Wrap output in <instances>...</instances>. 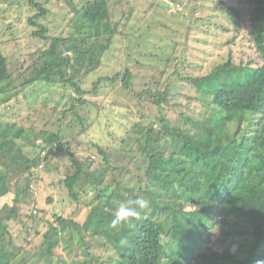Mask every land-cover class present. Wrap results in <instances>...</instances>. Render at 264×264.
<instances>
[{"label":"trees","instance_id":"trees-1","mask_svg":"<svg viewBox=\"0 0 264 264\" xmlns=\"http://www.w3.org/2000/svg\"><path fill=\"white\" fill-rule=\"evenodd\" d=\"M247 3L250 12L245 17L249 18L258 64L254 65L252 58L237 62L231 53L205 74L185 76L195 87L201 109L193 114L195 119L185 115V123L180 125L162 114L169 93L151 88L137 92L129 69L100 76L87 90L71 76L76 68L73 55L84 52L101 56L120 33L119 24L113 22L110 0H91L83 5L79 14L88 26L83 33L78 30L53 38L45 33L46 29L32 33L51 39V44L31 54L34 61L22 70L28 72V77L21 89L36 82L71 84L76 93L64 108L63 117L79 103L87 102L80 95L96 94L104 81L119 83L123 91L156 104L160 117L152 119L143 114L142 123L147 120L150 129L124 138L123 148L95 146L99 163L91 155L88 158L102 172L101 183L95 185L97 204L82 224L57 215L56 223L51 222L43 234L40 249L25 246L32 242L29 235L36 227L24 224L26 236L18 237L22 244L11 232L12 221H22L26 215L36 224L39 218L34 210L25 211L31 204V175L20 171L26 173L44 165L49 169V154L43 153L50 148L56 153L66 151L71 162L76 157L61 131L35 132L16 124L10 126L9 133L0 136V200L11 197V212L0 210V264H60L64 258L57 259L56 247L60 235L66 233L78 235L77 251L87 255L85 262L76 264H101L98 255L91 252L95 246L113 248L116 264H256L264 260V0ZM35 5L42 15L46 13L42 5ZM228 10L232 19H244L233 7ZM206 23L208 26L210 21L202 22ZM2 41L0 31V83H14ZM8 88L0 89L5 97L2 102L20 92ZM114 157L123 162L114 163ZM109 171L113 172L112 181L107 177ZM82 173L83 167L78 164L77 172L67 174L63 182L75 201L80 200L76 186ZM137 199L147 202L144 208L136 207L139 218L110 227L120 206H131ZM122 239L127 243L121 244Z\"/></svg>","mask_w":264,"mask_h":264},{"label":"rangeland","instance_id":"rangeland-1","mask_svg":"<svg viewBox=\"0 0 264 264\" xmlns=\"http://www.w3.org/2000/svg\"><path fill=\"white\" fill-rule=\"evenodd\" d=\"M88 1L91 0H0L2 50L9 57L15 78L14 83H0V89L10 87L20 91L6 102H2L5 97L0 94V136L9 133L10 126L15 124L35 132L61 131L76 157L71 162L66 151L56 153L50 148L43 153L46 156L49 154L46 160L49 169L44 165L26 173L20 171L31 175V204L25 211L34 210L39 218L35 224L31 217L24 215L22 221L11 222V232L14 239L21 243L18 237L23 239L26 236L24 224L36 227L29 235L32 242L25 244L29 249L41 248L43 234L51 222L56 223L57 215L62 214L82 224L91 207L97 204L99 198L95 185L101 183L102 172L88 158L91 155L93 160L99 161L95 146H110L114 150L123 148L126 146L122 142L124 138L150 129L147 120L142 123L143 114L152 119L160 117L156 104L123 91L119 83L104 81L96 94L80 95L87 102L79 103L65 117L63 110L72 103L76 93L71 84L36 82L21 89L28 77V72L22 70L34 61L31 54L51 44V39L38 38L32 33L46 29L45 33L51 38L66 37L78 30L83 33L88 26L79 12ZM247 1L110 0L113 22L119 24L120 33L114 36L110 47L101 56L84 52L73 55L76 68L71 71V76L82 89L87 90L100 76H112L129 69L134 74L133 84L137 92L150 88L167 91L168 105L164 104L162 114L171 116L178 125L184 124L185 115L195 119L193 114L201 109L195 99V87L184 79L185 76L203 75L211 70L214 63L226 59L231 53L237 62L241 59L248 62L252 58L254 65L258 64V53L251 44L249 18L245 17L250 12ZM35 3L42 5L46 13L42 15ZM228 7H233L244 19L233 20ZM209 21L208 26L207 23L202 24ZM190 104L193 107H183ZM187 108L194 109L187 112ZM151 136L156 139L155 134L151 133ZM119 161L123 162L118 157L113 158L114 163ZM78 164L83 167V173L76 186V191L81 193L80 200L75 201L63 182L67 174L77 172ZM107 177L112 181L113 172L109 171ZM92 181L94 185L90 183ZM10 204V196L3 198L0 210L9 214ZM78 245V235L61 234L56 247L57 259L62 257L67 264L85 262L87 255L77 251ZM91 252L98 255L101 264H116L117 253L113 248L104 250L95 246ZM64 259L60 264L65 263Z\"/></svg>","mask_w":264,"mask_h":264},{"label":"clouds","instance_id":"clouds-1","mask_svg":"<svg viewBox=\"0 0 264 264\" xmlns=\"http://www.w3.org/2000/svg\"><path fill=\"white\" fill-rule=\"evenodd\" d=\"M147 202L141 199H137L131 202V206L122 205L115 214V217L110 222V227L116 228L118 225H122L129 221L130 218H139L140 213L136 210V207L144 208ZM121 244H126L127 240L122 239ZM256 264H264V260H257Z\"/></svg>","mask_w":264,"mask_h":264}]
</instances>
